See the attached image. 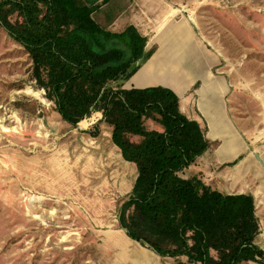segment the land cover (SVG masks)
I'll return each mask as SVG.
<instances>
[{
    "label": "rangeland",
    "instance_id": "1",
    "mask_svg": "<svg viewBox=\"0 0 264 264\" xmlns=\"http://www.w3.org/2000/svg\"><path fill=\"white\" fill-rule=\"evenodd\" d=\"M85 1L106 30L133 25L153 43L182 22L211 55L204 74L230 86L226 102L244 152L220 162L211 144L181 176L197 174L226 194L251 193L260 226L255 243L264 252V168L254 156L264 163V0ZM101 118L93 111L76 127L63 121L29 55L0 26V264H189L184 256L156 255L121 228L136 168ZM144 125L158 129L150 119Z\"/></svg>",
    "mask_w": 264,
    "mask_h": 264
},
{
    "label": "trees",
    "instance_id": "2",
    "mask_svg": "<svg viewBox=\"0 0 264 264\" xmlns=\"http://www.w3.org/2000/svg\"><path fill=\"white\" fill-rule=\"evenodd\" d=\"M106 3V1H104ZM85 0H0V26L29 55L36 82L62 120L76 127L93 111L136 178L119 222L133 241L189 264H264L251 194H226L180 173L211 144L169 89H123L152 51L133 25L108 31ZM150 119L161 131L148 130ZM97 129V127H96ZM130 136H139L137 143Z\"/></svg>",
    "mask_w": 264,
    "mask_h": 264
},
{
    "label": "crops",
    "instance_id": "3",
    "mask_svg": "<svg viewBox=\"0 0 264 264\" xmlns=\"http://www.w3.org/2000/svg\"><path fill=\"white\" fill-rule=\"evenodd\" d=\"M181 23L157 33L154 43L143 35L147 39L145 51H152V54L140 63L139 69L122 84V88L128 90L162 87L171 90L178 97L180 112L189 120L199 123L205 130V137L210 144L217 145L214 157L220 162L237 157L243 154L244 147L239 144L230 120L226 102L230 86L222 78L204 74L206 59L212 57L193 39L188 30L181 26ZM153 44L156 45V49H152ZM157 127L155 130L161 131V127L159 125ZM228 145L233 149H228ZM209 149L200 157L207 154ZM240 158L238 157L234 163L236 164ZM245 165L246 163L242 165L241 171L245 170ZM193 167L195 165L182 171L180 176ZM195 175L192 177H196Z\"/></svg>",
    "mask_w": 264,
    "mask_h": 264
},
{
    "label": "water",
    "instance_id": "4",
    "mask_svg": "<svg viewBox=\"0 0 264 264\" xmlns=\"http://www.w3.org/2000/svg\"><path fill=\"white\" fill-rule=\"evenodd\" d=\"M255 158L257 159V161L260 163V165L264 168V163L263 161L261 160V158L258 156V155H254Z\"/></svg>",
    "mask_w": 264,
    "mask_h": 264
},
{
    "label": "bare ground",
    "instance_id": "5",
    "mask_svg": "<svg viewBox=\"0 0 264 264\" xmlns=\"http://www.w3.org/2000/svg\"><path fill=\"white\" fill-rule=\"evenodd\" d=\"M227 147H229L228 149H231V150L233 149L230 145H228ZM222 151H223V150H222Z\"/></svg>",
    "mask_w": 264,
    "mask_h": 264
}]
</instances>
